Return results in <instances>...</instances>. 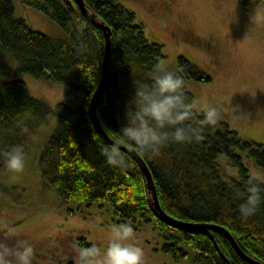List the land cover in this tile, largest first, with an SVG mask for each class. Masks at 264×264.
Wrapping results in <instances>:
<instances>
[{"label": "trees", "instance_id": "16d2710c", "mask_svg": "<svg viewBox=\"0 0 264 264\" xmlns=\"http://www.w3.org/2000/svg\"><path fill=\"white\" fill-rule=\"evenodd\" d=\"M24 1L49 13L69 38L53 37L32 27L23 17L15 15L12 0H0V74L9 75L11 61L15 59L18 71L34 76L46 73L74 91L77 101L71 105L61 100L52 109L30 93L24 80L3 81L0 147L24 146L35 135L44 116L53 111L59 129L44 140L37 164L42 183L54 189L63 201L78 205L108 204L120 222L126 219L152 222L163 237L162 249L175 259L189 257L188 248H192L196 264H250L217 230L179 229L166 223L155 212L145 177L128 152L121 149L132 161V167L121 170L106 164L99 144L110 143L97 132L88 112L101 75L104 54L101 28L86 18L76 0ZM260 1L238 0L244 9ZM84 4L110 28L108 69L96 110L105 131L117 140L134 85L150 82L152 66L163 56L162 45L146 37L144 24L137 22L135 12L122 3L84 0ZM176 62V69H182L184 79H211L183 54L177 55ZM185 92L191 102L193 95L186 86ZM203 117V113L193 109L191 122L202 124ZM18 125L27 126L30 134H21ZM202 128L203 139L199 143L169 144L160 157L151 160L139 153L151 171L159 204L176 218L224 226L245 253L264 262V205L247 221L240 219L239 204L243 197L238 198L236 193L243 191L244 181L253 175L235 151L244 150L264 167V142L242 137L228 126L202 125ZM94 134L100 136L98 141L93 140ZM219 154H225L236 166L237 178L223 179L216 160ZM4 171L0 164V174ZM257 182L264 187L263 181ZM78 244L92 246L82 235Z\"/></svg>", "mask_w": 264, "mask_h": 264}, {"label": "rangeland", "instance_id": "374dc122", "mask_svg": "<svg viewBox=\"0 0 264 264\" xmlns=\"http://www.w3.org/2000/svg\"><path fill=\"white\" fill-rule=\"evenodd\" d=\"M15 15L32 27L53 37L69 38L51 15L24 0H12ZM135 12L137 22L144 24L149 40L162 45L164 62L176 69V57L187 56L211 79L185 78L192 93L191 103L197 113L214 105L219 109L217 126L237 130L242 137L264 142V0L244 9L238 0H114ZM0 74V85L13 78L25 81L30 93L52 109L63 100L75 104L77 96L59 81L43 73L34 76L16 69ZM59 129L53 111L37 127L35 141L24 146L25 170L0 174V221H6L21 238L35 248L32 264H74L78 237L103 248L110 226L122 223L113 215L110 205L81 204L63 201L52 188L45 186L37 164L38 151L49 134ZM249 174L264 182V167L244 150L235 149ZM224 180L238 177V170L225 154L217 156ZM68 208L73 211L69 212ZM133 228L134 243L143 249V264H196L189 257L175 259L162 249L163 237L152 222L126 219ZM0 241L14 246L0 235Z\"/></svg>", "mask_w": 264, "mask_h": 264}, {"label": "clouds", "instance_id": "9594fccd", "mask_svg": "<svg viewBox=\"0 0 264 264\" xmlns=\"http://www.w3.org/2000/svg\"><path fill=\"white\" fill-rule=\"evenodd\" d=\"M182 69H171L164 62H157L149 73V83L134 85V93L126 104L125 122L118 131V139L112 144H99V152L108 166L121 170L132 167V161L121 151V144L133 146L147 159H156L169 144L199 143L203 139L202 125L215 126L220 113L218 107L204 108L202 124H193L192 113L196 107L185 92ZM21 134L29 135L27 126L18 125ZM100 136L94 134L93 140ZM35 141V137H32ZM0 164L10 173L25 170V152L22 145L0 147ZM243 197L239 204V217L247 221L264 205V187L255 176L244 181ZM0 235L14 241V246L0 241V264H32L35 248L21 238L6 221H0ZM134 241L133 228L128 223L110 226L103 248L95 244L74 249V264H143V249Z\"/></svg>", "mask_w": 264, "mask_h": 264}, {"label": "water", "instance_id": "95a60500", "mask_svg": "<svg viewBox=\"0 0 264 264\" xmlns=\"http://www.w3.org/2000/svg\"><path fill=\"white\" fill-rule=\"evenodd\" d=\"M77 4L82 11V13L86 16V18L91 21L94 25L101 28L104 36V54H103V60H102V67H101V75L99 80V85L97 89L93 93V97L89 103L88 106V112L91 118V121L93 123V126L96 128L97 132L110 144L115 143L116 140L113 139L103 128L101 122L99 121L98 115H97V105L99 103V99L103 92V87L106 79L107 69H108V62H109V56H110V47H111V36H110V28L108 25H106L104 22L98 20L94 13L89 12L84 4V0H76ZM121 149L128 152L131 157L134 159V161L139 166L140 170L142 171L145 180H146V186L147 189L151 192V204L153 205V208L155 212L169 225L179 228V229H214L217 230L225 235L227 240L230 242L234 250L237 252V254L243 258L246 262L250 264H264L263 261L250 256L249 254L245 253L241 247L238 245L232 234L229 232L228 229H226L224 226L219 224H213V223H205V222H193V221H186L179 218H176L170 214H168L166 211L163 210V208L159 204V200L156 193V188L154 185V181L152 178L151 171L143 159V157L136 152L133 148L128 147L125 144H121ZM213 239V235H210ZM216 243V242H215ZM219 248V247H218Z\"/></svg>", "mask_w": 264, "mask_h": 264}]
</instances>
